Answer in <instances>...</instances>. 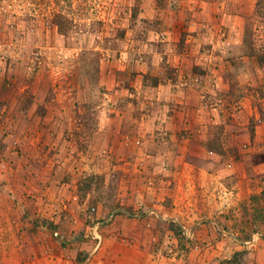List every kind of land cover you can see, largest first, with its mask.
Segmentation results:
<instances>
[{
    "label": "rangeland",
    "instance_id": "1",
    "mask_svg": "<svg viewBox=\"0 0 264 264\" xmlns=\"http://www.w3.org/2000/svg\"><path fill=\"white\" fill-rule=\"evenodd\" d=\"M260 53L264 0H0V264H264Z\"/></svg>",
    "mask_w": 264,
    "mask_h": 264
},
{
    "label": "crops",
    "instance_id": "2",
    "mask_svg": "<svg viewBox=\"0 0 264 264\" xmlns=\"http://www.w3.org/2000/svg\"><path fill=\"white\" fill-rule=\"evenodd\" d=\"M110 244H111L109 245L110 247L106 244L107 246L106 251H108V256H107L108 260L106 262H103L102 264H153V262L150 261L149 257L148 256L146 257L145 254L146 250L142 248L140 245L119 246V244L116 245L114 243H110ZM106 251L103 250L104 253ZM143 257L145 258V260L146 259L149 260V262H147V260L145 261L141 259Z\"/></svg>",
    "mask_w": 264,
    "mask_h": 264
},
{
    "label": "trees",
    "instance_id": "3",
    "mask_svg": "<svg viewBox=\"0 0 264 264\" xmlns=\"http://www.w3.org/2000/svg\"><path fill=\"white\" fill-rule=\"evenodd\" d=\"M52 23H54L55 25L58 26L60 32H62L63 34L67 35L69 34L70 32V22H68L67 19H65L63 16H60V15H55L52 19ZM249 48V46L244 43L243 46H242V49H243V52L246 53V54H249V51H247V49ZM250 55H252V51L250 52ZM250 55H247V56H250ZM258 58V64H260V66L262 68H264V53H260L259 56L257 57ZM197 70V67H194V71ZM154 82L152 83L154 86H156L158 84V81L155 79L153 80ZM263 184H264V178H263ZM260 197L263 198L264 200V188L261 192V195ZM264 205V203H263Z\"/></svg>",
    "mask_w": 264,
    "mask_h": 264
},
{
    "label": "built area",
    "instance_id": "4",
    "mask_svg": "<svg viewBox=\"0 0 264 264\" xmlns=\"http://www.w3.org/2000/svg\"><path fill=\"white\" fill-rule=\"evenodd\" d=\"M93 210H94V209H93ZM113 217H114V215L112 214V215L110 216V220H112ZM99 226H100V223H99V222L95 223V224L92 226V229H93L92 235H93V237H99V235H98V233H97V230H98Z\"/></svg>",
    "mask_w": 264,
    "mask_h": 264
}]
</instances>
